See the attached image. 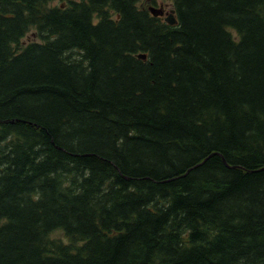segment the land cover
Wrapping results in <instances>:
<instances>
[{
	"label": "trees",
	"instance_id": "1",
	"mask_svg": "<svg viewBox=\"0 0 264 264\" xmlns=\"http://www.w3.org/2000/svg\"><path fill=\"white\" fill-rule=\"evenodd\" d=\"M0 264H264V0H0Z\"/></svg>",
	"mask_w": 264,
	"mask_h": 264
},
{
	"label": "water",
	"instance_id": "2",
	"mask_svg": "<svg viewBox=\"0 0 264 264\" xmlns=\"http://www.w3.org/2000/svg\"><path fill=\"white\" fill-rule=\"evenodd\" d=\"M149 11H150V13H152V15H155V16L165 14L164 20L168 24H175L176 23V19H175V16L173 14L174 13L173 9H170L168 11H164L162 8L150 7ZM137 56L142 58V59L146 58L144 53H139Z\"/></svg>",
	"mask_w": 264,
	"mask_h": 264
},
{
	"label": "rangeland",
	"instance_id": "3",
	"mask_svg": "<svg viewBox=\"0 0 264 264\" xmlns=\"http://www.w3.org/2000/svg\"><path fill=\"white\" fill-rule=\"evenodd\" d=\"M164 7L166 10L169 9L171 7V4L169 1H159V3L157 4V7ZM30 38H34V36L32 35V33H29L28 35ZM55 237H62V234L60 231H56L52 234ZM64 239V238H63ZM65 240V239H64ZM66 241V240H65Z\"/></svg>",
	"mask_w": 264,
	"mask_h": 264
}]
</instances>
